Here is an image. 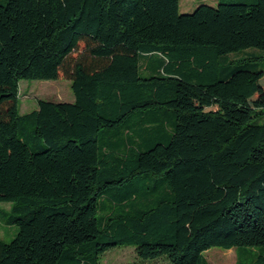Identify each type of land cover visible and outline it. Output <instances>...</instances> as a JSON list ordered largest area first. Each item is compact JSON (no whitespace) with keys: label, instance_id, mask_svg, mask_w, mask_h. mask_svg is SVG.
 <instances>
[{"label":"trees","instance_id":"1","mask_svg":"<svg viewBox=\"0 0 264 264\" xmlns=\"http://www.w3.org/2000/svg\"><path fill=\"white\" fill-rule=\"evenodd\" d=\"M178 7L0 0V202L18 226L0 264L125 245L172 264L249 247L264 264V70L246 63L263 56L228 58L264 51V0ZM61 76L72 102L19 112L20 79Z\"/></svg>","mask_w":264,"mask_h":264},{"label":"rangeland","instance_id":"2","mask_svg":"<svg viewBox=\"0 0 264 264\" xmlns=\"http://www.w3.org/2000/svg\"><path fill=\"white\" fill-rule=\"evenodd\" d=\"M218 0H179L178 10L180 13L193 11L199 4L215 6ZM255 51L261 54L260 59L244 61L251 70H264V51L255 48H248L242 51L228 54L229 59H237ZM243 63V62H242ZM38 99H49L58 102H72L74 99L69 79L59 77L57 79H20L19 80V112L21 114L29 112L37 107ZM264 111V108H262ZM264 118L253 117L252 122H262ZM11 202H0V240L9 242L17 233L18 226L8 222ZM107 207L98 212V216L105 214ZM249 247L224 249L221 247H211L204 252V256L209 264H250L252 251ZM253 252H258L259 247L252 248ZM239 256V252L246 251ZM98 264H172L165 256L143 259L136 255L134 247L115 246L105 251L100 257Z\"/></svg>","mask_w":264,"mask_h":264},{"label":"crops","instance_id":"3","mask_svg":"<svg viewBox=\"0 0 264 264\" xmlns=\"http://www.w3.org/2000/svg\"><path fill=\"white\" fill-rule=\"evenodd\" d=\"M47 100H49V99H47Z\"/></svg>","mask_w":264,"mask_h":264}]
</instances>
